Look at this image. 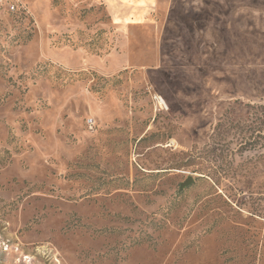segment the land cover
Instances as JSON below:
<instances>
[{
    "label": "rangeland",
    "instance_id": "1",
    "mask_svg": "<svg viewBox=\"0 0 264 264\" xmlns=\"http://www.w3.org/2000/svg\"><path fill=\"white\" fill-rule=\"evenodd\" d=\"M0 264H264V0H0Z\"/></svg>",
    "mask_w": 264,
    "mask_h": 264
},
{
    "label": "water",
    "instance_id": "2",
    "mask_svg": "<svg viewBox=\"0 0 264 264\" xmlns=\"http://www.w3.org/2000/svg\"><path fill=\"white\" fill-rule=\"evenodd\" d=\"M192 180H193L192 177L189 176V177L183 182V185H187V184H189Z\"/></svg>",
    "mask_w": 264,
    "mask_h": 264
}]
</instances>
